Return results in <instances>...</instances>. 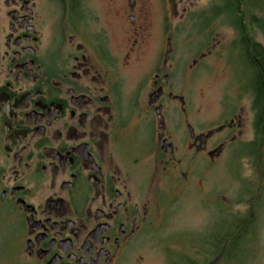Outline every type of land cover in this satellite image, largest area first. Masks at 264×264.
Segmentation results:
<instances>
[{
	"label": "flooded vegetation",
	"instance_id": "1",
	"mask_svg": "<svg viewBox=\"0 0 264 264\" xmlns=\"http://www.w3.org/2000/svg\"><path fill=\"white\" fill-rule=\"evenodd\" d=\"M259 11L0 0V264H238L243 219L172 234L171 213L206 209L212 169L264 144ZM219 60L231 83L214 118L194 92Z\"/></svg>",
	"mask_w": 264,
	"mask_h": 264
},
{
	"label": "rangeland",
	"instance_id": "2",
	"mask_svg": "<svg viewBox=\"0 0 264 264\" xmlns=\"http://www.w3.org/2000/svg\"><path fill=\"white\" fill-rule=\"evenodd\" d=\"M257 3L260 11L254 19L256 41L264 50V0H257ZM232 36L227 33L228 39ZM198 47L195 43L193 50L197 52ZM224 65V60H219L209 71L202 73L194 92L197 98L201 90L203 96L198 97L199 104H204L207 108L205 112L214 118L219 115L220 104L231 83L230 77L223 72ZM206 188L211 193L204 198L208 205L206 209L199 201L190 198L186 199L179 212H176L178 207L173 208L171 217L180 221L173 231L170 229L171 233L178 234L177 231L188 227L200 228L204 223L207 224L206 232L215 233L226 217L243 219L244 238L240 242L238 264H264V145H254L247 150L246 157L240 153L230 154L212 169ZM218 207L225 213L220 212ZM253 229V236H248L247 230L252 233Z\"/></svg>",
	"mask_w": 264,
	"mask_h": 264
},
{
	"label": "trees",
	"instance_id": "3",
	"mask_svg": "<svg viewBox=\"0 0 264 264\" xmlns=\"http://www.w3.org/2000/svg\"><path fill=\"white\" fill-rule=\"evenodd\" d=\"M260 53H261V56L264 55L263 54V49H260ZM263 90L264 89L260 88L259 93H258L257 102H259V105H260V108H261L260 115H261L262 121L264 122V91ZM263 145H261V146H263Z\"/></svg>",
	"mask_w": 264,
	"mask_h": 264
}]
</instances>
